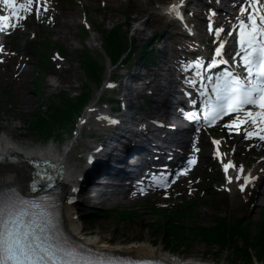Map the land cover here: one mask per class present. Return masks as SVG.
I'll return each instance as SVG.
<instances>
[{"label":"rangeland","instance_id":"rangeland-1","mask_svg":"<svg viewBox=\"0 0 264 264\" xmlns=\"http://www.w3.org/2000/svg\"><path fill=\"white\" fill-rule=\"evenodd\" d=\"M171 1L47 0L49 9L47 13L37 18L33 9V14L28 16L19 28L11 31L3 39L0 33V48L4 49V52L0 53V61H3L0 62V133L8 132L12 128L10 123L13 121L15 129H11V132L14 134V142H28L30 147L47 145L62 154L69 153L66 159L67 167L79 170L82 153L89 147V142L92 141L91 134L93 135L98 127L88 124L82 135L76 137L78 140L70 138L71 131L68 129L56 132V136L50 140H43L39 131L34 129L33 115L44 110L41 109L42 106L54 101L63 91L75 98L90 89L91 103H97L98 98L104 100L116 97L117 94L113 93L112 87L108 85L115 86L122 82L121 79L114 78L121 67L118 70L115 67L109 70L110 62L108 57H103V47L105 35L117 26H121L122 32L126 34L125 46L135 52L141 51L157 32L162 34L160 36L163 40L153 45L155 48L153 58L149 61L148 69L141 70L142 73L148 71L153 74L158 67L155 62L161 59L167 62V66L161 63L165 68L171 67L173 71L180 68L182 61L187 60L185 58L187 50L181 49V46H186V43L194 45V41L182 28L175 26L157 10V7H162ZM198 4L196 10L201 17V24L193 15L190 18L197 26L195 30L203 33L208 39V44H211L214 35L210 34L208 28L206 29L209 24L204 22L206 14L203 12L209 6L200 2ZM57 20L62 24L65 22L69 24L59 34L55 30L57 28H54V22ZM83 24L91 28L89 34H86ZM32 42L43 45L45 52L42 53L48 52L52 61V66L41 75L42 81L39 84L36 82L35 66L37 51L33 50ZM57 49H60L63 55H59ZM85 50H90L106 68L103 82L98 86L88 80L82 70L81 62ZM134 65L135 63H129L128 66ZM125 67L126 65L122 67V72L126 70ZM23 68H26V74H23ZM155 97L160 98L158 95ZM26 98L30 99L29 105L24 103ZM139 103L145 107V110H149L150 107L144 98H140ZM99 104L103 109L114 105L108 102ZM170 111L173 113L175 110L171 108ZM143 115L145 116V113ZM171 119L177 122L174 116H171ZM246 127L248 126L230 132L223 125L215 131L202 133L195 144H190L185 149L187 154L184 157L189 159L190 154H195V150L198 148L201 150V157H197L198 163L194 168L192 167L193 170L178 178L177 175L173 177L168 181L169 187L155 188L145 194L138 204L130 201L128 195L123 196L119 203L109 204L107 198L102 197V193L96 199L88 201L87 205L75 204L73 211L79 223L93 234L102 232L107 237H115L114 243L148 241L162 248L163 252L171 257L181 256L183 261L203 260L212 264H245L243 260H236L231 252L221 251L218 247H209L201 242H196L192 248L173 249L176 243L171 242L173 238L175 239L174 234L169 231L172 235L169 237L170 241L166 238L163 240L165 230L160 226L161 217L156 216L151 211V207L157 204L174 206L181 200L197 199L200 219L205 225H214L215 215L220 212L227 214L231 219L246 218L256 231L264 213V160H262L263 154L258 152L259 142L262 143L261 150L264 152V142L257 139L250 148L236 146L237 142L246 138ZM196 131L194 134H187L186 139L193 137ZM240 135L243 137L240 138ZM215 141H219L221 150L214 143ZM238 154L240 156L236 159ZM229 163L236 166L233 168L234 171H239V167L243 166L245 174L250 172L254 174L253 182L243 191H241V185L245 182L243 176L228 183L224 166ZM149 164H153L148 170L152 176H159L164 172L171 173L173 172L171 170L176 169L175 165L168 164L161 169L163 163L160 162L151 161ZM143 172L146 173V170ZM130 210L135 214L126 219L120 218L121 212ZM90 214L94 215L93 218L88 217ZM170 242L173 246L169 244Z\"/></svg>","mask_w":264,"mask_h":264},{"label":"snow or ice","instance_id":"snow-or-ice-1","mask_svg":"<svg viewBox=\"0 0 264 264\" xmlns=\"http://www.w3.org/2000/svg\"><path fill=\"white\" fill-rule=\"evenodd\" d=\"M4 9H8L9 14L0 15V31L18 28L23 20L33 14V9L37 18L49 11L47 0H0V11ZM238 11L234 30L238 34V50L233 54L230 64L225 59L224 43L218 45L216 59L211 62V66L218 68L223 64L227 70L220 76L208 79L211 89L205 87L200 92L203 109L188 114L187 118L198 122L202 114L208 125H214L224 116L236 114L235 119L224 127L232 132L247 125L246 139L264 142V0H244ZM169 14L183 19L177 5L172 7ZM209 30L215 36L223 32L222 28L213 29L211 22ZM2 52L4 49L0 48ZM189 83L196 86L195 81ZM108 87L114 85L109 84ZM110 123L115 124L117 121L110 120ZM214 143L218 145L219 141ZM190 163L194 164L195 161ZM235 167L229 163L224 166V171L227 173ZM180 175H186V171L178 173L177 178ZM242 176L245 183L241 185V191L253 180L251 174H245L243 166H240L237 180ZM228 183H232L231 176L228 177ZM169 186L165 182L158 187ZM53 220L54 213L49 202L24 200L15 188L0 189V264H156L155 261L126 260L107 255L96 259L77 256L57 239Z\"/></svg>","mask_w":264,"mask_h":264},{"label":"bare ground","instance_id":"bare-ground-1","mask_svg":"<svg viewBox=\"0 0 264 264\" xmlns=\"http://www.w3.org/2000/svg\"><path fill=\"white\" fill-rule=\"evenodd\" d=\"M188 0H183L181 4V0H172L168 4L157 7V10H159L162 13H166L168 16L174 18L176 16H173L170 13V10L174 5H177L180 7V16L183 12V7L185 6L186 2ZM235 0L228 1L229 4H231ZM237 8L240 7V3L237 4ZM9 12V11H8ZM239 15V11L235 14H230L229 11L227 12V15L223 17L221 20L218 19L219 16L215 15L214 17H210L209 20H213L214 24L218 23L220 24L219 27L216 29H223L222 37L226 38L227 35H230V38L228 41L231 40V29H227V24L232 21L235 16ZM194 17L196 21L199 23L201 22V18L198 13L194 14ZM54 28L56 27L57 32L62 31L63 28L68 27V22H65L62 24L58 20L54 22ZM187 31L194 34V31L192 28L187 27ZM197 34V33H196ZM199 36V35H197ZM201 38L203 40V43L205 42V37L202 36ZM219 37V36H215ZM202 43V44H203ZM165 62V61H164ZM26 68H23V74H26L25 72ZM181 73L179 70L172 71L171 68L168 67L167 70H165L164 65L159 64L157 69L153 74L150 72H147L148 75L153 76L152 79L149 81H145L143 85H139L138 87H134L132 89L128 88L127 84L124 83H117L118 87H113L112 92H117V96L120 94H123L122 96L124 98H128V102L130 105L136 106L139 110L142 112V117L140 122L142 133H137L136 135H133V141L139 142H148L147 140L143 139L144 134L148 132H155L154 134H166L168 135L167 129L174 127H177L181 130L183 134H189L190 130L188 129L190 120L187 118H184L183 115H179L175 117L178 121H180V124H176L171 119V105L167 103L165 95L167 92V88L173 89L176 87L177 83L175 81H171L170 77L173 76V74ZM179 74L177 76V82H182V76ZM48 83L52 84L50 81ZM166 83L169 85H166ZM116 84V85H117ZM208 87L204 86L203 88ZM117 88V89H116ZM149 92V94H148ZM120 93V94H119ZM156 95L160 96V98L155 97ZM137 97L144 98L147 101V105L150 107L149 110H145V107L139 103ZM97 99V98H96ZM25 104H30V99H25ZM126 104V103H125ZM98 106L94 102H90L87 104V106L82 110L80 113V117L76 122V137H80L82 135L83 130L85 129V126L88 124H102V123H108L111 120V116L109 115V112L107 110H98L96 108ZM147 112V113H146ZM145 113V116L143 115ZM101 117H106L107 119H101ZM12 130L15 129V123L12 121L11 123ZM186 124V126L184 125ZM154 126V127H152ZM11 129L8 132L0 133V157L5 158L6 160H14L13 162H4L0 163V189L7 188L12 185H22L27 186L29 181L32 179V167L31 163L34 161H43L46 162L49 166L48 174L52 175V179L57 184V192H58V210H59V220L62 224L63 230H65L69 235L74 237L75 239L79 240L81 243L94 246L95 248H98L100 250L108 251L110 253L119 254V255H129L137 258H145V257H157L162 258L164 260L168 261H175L176 259L174 257H171L167 253L163 252L162 248L152 245L148 241H139V242H131V243H123V242H113L116 241L115 237H107L102 232L93 234L91 232H88L86 227H83L79 220L73 211L74 205L77 202L75 200L76 198V188H77V181L79 178V170H72L67 167L66 165V159L67 154H62L60 152L54 151L53 149H38L36 147L31 146L28 142H14V134L11 132ZM111 137V136H110ZM240 138L243 137V135L239 136ZM78 140V139H77ZM76 140V141H77ZM111 140V139H110ZM108 140V141H110ZM244 141H240L236 143V146L241 147H247L250 148L255 144V139H246L243 138ZM260 143V142H259ZM258 143V152L259 154H263L262 160H264V152L261 150L262 143ZM174 145L178 146V149L173 150V153L178 152L183 155V152L185 149H187L190 146V141L182 142L179 140H176ZM43 146V145H42ZM129 144H125V151L130 150L128 148ZM219 148L221 146L219 145ZM141 153L144 157L147 155H151L152 152L143 150ZM171 150L167 151V154L171 153ZM197 155H200V150L197 149L196 151ZM140 154V153H139ZM141 155V154H140ZM171 155V154H169ZM142 156V155H141ZM204 156V155H203ZM240 154L236 156V159H238ZM172 157V156H170ZM120 161V160H119ZM117 162V161H115ZM93 169L97 170V164L94 161V165L92 167ZM94 170V172H95ZM93 172L89 174L88 180L85 181L87 183L92 176ZM239 174V171H234L233 168H230L227 172V177L231 176L232 180L237 179V175ZM251 176L253 177V180L255 178L254 174L250 172ZM111 179V182L104 186V188L108 189H101L100 193H102L103 198H107V202L109 204L113 203H119L122 201V197L125 195H128L129 200H133V195L129 197V190L130 186L135 183L136 178L130 180H123L120 177H109ZM165 180V179H164ZM252 180V182H253ZM166 181V180H165ZM164 183L163 181H160L157 185H161ZM264 188V187H263ZM264 190V189H263ZM144 193H141L139 195V201ZM86 197L90 198V195H87Z\"/></svg>","mask_w":264,"mask_h":264},{"label":"trees","instance_id":"trees-1","mask_svg":"<svg viewBox=\"0 0 264 264\" xmlns=\"http://www.w3.org/2000/svg\"><path fill=\"white\" fill-rule=\"evenodd\" d=\"M126 38L121 26L113 28L105 35L104 50L113 63L128 50L127 59L132 57L134 50L125 46ZM40 47L43 46L37 43L34 49L39 52ZM145 49L139 57L141 63L148 61L151 56V52L147 51L148 46ZM50 66L51 63L47 54H36L38 72L36 80L38 84L41 83L40 72ZM81 66L88 80L96 84L101 82L105 68L90 50L85 51ZM4 96H6L5 93ZM90 96L89 89L75 98L63 91L56 100L43 105L42 109L44 110L33 115L32 121L34 129L39 131L41 139L50 140L56 136V132L69 129ZM197 203V201L192 200L181 203L174 209L153 207L152 210L156 216L161 217L160 226L165 230L163 240L166 238L170 241L169 237L174 234L175 239L173 238L171 242H176V247L171 242L169 243L173 249L192 248L196 242H201L209 247H218L221 251L231 252L236 260H243L245 264L264 262V213L256 231L253 230L252 223L241 219H231L230 216H223L220 212L215 217L214 225L206 226L201 222ZM133 214L135 213L127 211L121 213L120 217L126 219ZM93 216V214L88 215L91 218Z\"/></svg>","mask_w":264,"mask_h":264}]
</instances>
